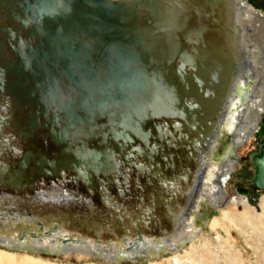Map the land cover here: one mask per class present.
I'll use <instances>...</instances> for the list:
<instances>
[{
	"label": "bare ground",
	"instance_id": "bare-ground-1",
	"mask_svg": "<svg viewBox=\"0 0 264 264\" xmlns=\"http://www.w3.org/2000/svg\"><path fill=\"white\" fill-rule=\"evenodd\" d=\"M169 5L175 4L170 0ZM255 17L256 10L248 1L216 0L210 15L200 14L194 20V29L199 24L196 21L204 26L200 39L187 34L188 26L175 28L174 37L194 50V60L184 63L194 78L189 84L191 89L185 92L193 106L176 107L180 116L171 118L169 123L164 117H153L154 121L142 124L148 134L146 137L138 133L144 137L140 140L145 141L144 147H140L139 136H133L121 154L110 144L82 146L79 134H74L75 140L63 149L50 143L39 144L48 138L43 131L30 140L29 144H34L28 147L13 137V124L2 125V136H7L14 149L20 151L11 153L0 144V160L10 163L6 174L12 184L21 187L0 184V242L20 244L23 249L0 247V264H66L46 260L37 254L41 252L77 253L114 262L133 260L141 253L151 258L172 252L196 237L198 230H192V222L196 219L197 224L202 218L197 215L202 204V214L222 207L210 223V231L216 237L191 245L189 251L173 258L176 263L218 264L221 253L226 264H242L241 251L231 238L230 231L235 230L252 249L257 260L254 261L264 264V196L260 198L258 213L248 198L226 201L225 193L220 191L239 160L236 149L254 132L264 111V51L257 52L264 42V20L253 29ZM5 23L6 18L0 17V25ZM8 25L10 29L11 24ZM21 31L10 29L11 41H6L5 47L10 52L17 36L29 39ZM5 35L1 32L0 38ZM11 54L13 57L9 52L0 56V60L5 59L4 65ZM2 75L14 80L7 68ZM8 96L3 91L2 97ZM158 101L165 104V100ZM8 102L0 103L1 113L7 112ZM23 106L16 112L21 119L31 108ZM157 132L164 139L152 137ZM203 142L207 147L200 145ZM27 148L31 155L17 162ZM92 150L110 153L117 164L116 173H106L105 169L94 175L106 185L87 184L83 180L88 176L78 178L62 164ZM51 164L56 165V171L45 174ZM247 186L250 193H256L257 187ZM103 187L109 190L104 191ZM31 229L38 235L25 232ZM136 230L142 237L135 240Z\"/></svg>",
	"mask_w": 264,
	"mask_h": 264
},
{
	"label": "water",
	"instance_id": "water-1",
	"mask_svg": "<svg viewBox=\"0 0 264 264\" xmlns=\"http://www.w3.org/2000/svg\"><path fill=\"white\" fill-rule=\"evenodd\" d=\"M171 1L174 6L169 5L170 0H0V17L6 18L0 25V33L6 34L0 38V56L13 53L6 65L5 59L0 60V103L9 101L7 112L0 111L1 146L11 153L20 151L1 134L2 125L10 122L13 137L28 147L43 131L48 138L38 143L45 146L50 143L65 149L75 140L74 134H79L82 146L110 144L123 154L133 136H139V143L143 133L148 136L142 124L154 121L153 117H164L169 123L180 116L176 107L191 108L193 103L185 92L194 78L184 63L194 60V50L174 37L175 28L188 26L187 34L200 39L204 26L196 21L199 24L194 29V20L200 14L210 15L216 0ZM168 17L175 22L170 23ZM8 24L29 38L17 36L11 43L13 52L5 48L6 41H11ZM6 68L15 81L2 77ZM3 91L8 98L2 97ZM23 105L31 108L21 119L16 112ZM159 132L152 137L164 139ZM200 145L207 147L205 142ZM22 151L17 162L31 155L28 148ZM251 160L254 171L247 183L264 191V142L251 153ZM9 164L0 160V184L20 188L6 174ZM62 164L78 178L88 176L83 181L94 186L106 185L95 174L105 169L106 173L118 172L111 154L97 150ZM55 166L51 164L45 174L54 173ZM25 232L38 235L32 229ZM135 233V240L142 237L140 230ZM0 245L23 249L13 242L1 241Z\"/></svg>",
	"mask_w": 264,
	"mask_h": 264
},
{
	"label": "rangeland",
	"instance_id": "rangeland-1",
	"mask_svg": "<svg viewBox=\"0 0 264 264\" xmlns=\"http://www.w3.org/2000/svg\"><path fill=\"white\" fill-rule=\"evenodd\" d=\"M249 4L254 8V10H257L261 13L262 16H264V0H247ZM262 115L260 116L259 122L260 126L254 134L250 137L249 140H246L243 144L239 145V147L236 149V155L238 157V161L234 163V169L229 173V177L225 180L224 185L220 186V191L222 193H225L226 201H229L233 198H242L246 199L248 198L249 202L251 203V206L254 207L258 213H260V202L261 197L264 196V194L257 193L259 190H256V195L253 193H250L248 186H247V180L250 179L253 176V163L251 160V153L257 149V146L264 142V111H261ZM258 122V123H259ZM251 195L254 196V199H251ZM212 199V197H211ZM210 199V200H211ZM204 205H201V211L205 210L203 207ZM238 211L242 210L241 205L238 206ZM221 208H215V209H209L206 210V214H202V212L199 210L197 215H202V218L197 220V224H195V220L192 222L193 231L198 230L196 237H193L192 240L185 242L180 247H177L175 251L172 252H162L161 254L156 255L155 257L147 258L144 253L138 254L140 257L132 259H117L119 261H106L103 260L100 257L95 256H87V255H80L77 253H37L40 254V257H44L46 260L53 261L55 263H66V264H85V263H91L94 262L96 264H186L185 262L182 263H176L173 258L176 255H183L185 251H189V249L194 247V245L200 244L201 242L204 243L206 241H210L212 238H215L216 236L214 232H211L210 229V223L212 219L220 214L222 211ZM221 210V211H220ZM211 230V231H210ZM231 238L234 242H236V247L241 251L243 261L242 264H262L255 262L256 257L254 256L252 249L244 244V241L242 240L241 235L236 232L235 230H231ZM195 243V244H194ZM192 245V246H191ZM2 248V245H0ZM179 248V249H178ZM43 255V256H41ZM38 256V255H37ZM220 261L218 264H226L225 258L222 256L221 253H219ZM257 261V260H256Z\"/></svg>",
	"mask_w": 264,
	"mask_h": 264
},
{
	"label": "flooded vegetation",
	"instance_id": "flooded-vegetation-1",
	"mask_svg": "<svg viewBox=\"0 0 264 264\" xmlns=\"http://www.w3.org/2000/svg\"><path fill=\"white\" fill-rule=\"evenodd\" d=\"M260 15V16H259ZM259 16V17H258ZM257 18H260L261 20H259V19H257ZM254 19H256L255 21H254V24H253V29H257L258 28V26H260V25H257V24H259V22H261V21H263L264 20V16H262L261 15V13L260 12H258L257 10H256V17L254 18ZM259 20V21H258ZM257 22V23H256ZM255 27V28H254ZM263 44H264V42H262ZM262 43H260L261 45V47H259L258 48V50H257V52L258 53H262L261 51H264V46H262L263 44ZM258 46V45H257ZM256 46V47H257ZM260 49V50H259ZM262 49V50H261ZM262 121V120H261ZM261 121L257 124V126H256V128L258 129L259 128V126H260V123H261ZM256 131V129L254 130V132ZM254 132L250 135V137L254 134ZM250 137L249 138H247V140H249L250 139ZM253 168H254V166H253Z\"/></svg>",
	"mask_w": 264,
	"mask_h": 264
}]
</instances>
